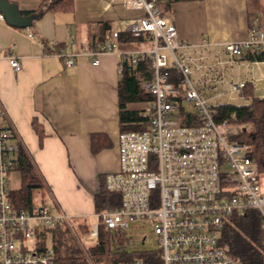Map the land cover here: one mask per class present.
Listing matches in <instances>:
<instances>
[{
  "label": "built area",
  "instance_id": "obj_1",
  "mask_svg": "<svg viewBox=\"0 0 264 264\" xmlns=\"http://www.w3.org/2000/svg\"><path fill=\"white\" fill-rule=\"evenodd\" d=\"M121 1L143 15L119 21L108 41L81 54L70 47L55 53L67 67H73L81 55L95 59L93 64L98 65L99 57L115 53L120 57L121 75L125 61L134 66L146 59L153 62V78L141 87L151 97L142 108L149 124L140 133L118 134L119 168L106 176L108 189L121 196V205L96 214L99 223L83 234L69 214L55 213L47 203L33 211L13 207L9 177L16 165L18 144L0 105V264H56L55 250L44 236L59 225L66 226L80 243H92L99 237L101 224L114 233H126L132 221L149 223L160 250L147 252L157 254L155 257L130 264H237L221 237L233 217L247 211L259 216L264 237L258 162L248 144L233 138L236 131L232 127L215 121L214 107L209 105L224 95L230 102L215 107L245 101L242 90L246 83L227 82L225 65L246 51H264V29L256 24L244 41L215 47L202 42L199 50L186 53L187 45L180 40L174 22L162 13L161 0ZM122 34L145 37L144 46L121 50L118 39ZM222 53L227 60H222ZM7 59L14 70L20 69L17 57ZM223 84L228 89L220 92ZM211 91L214 96L203 95ZM190 112H196L201 125L182 124L181 117Z\"/></svg>",
  "mask_w": 264,
  "mask_h": 264
},
{
  "label": "crops",
  "instance_id": "obj_2",
  "mask_svg": "<svg viewBox=\"0 0 264 264\" xmlns=\"http://www.w3.org/2000/svg\"><path fill=\"white\" fill-rule=\"evenodd\" d=\"M7 2L26 18L41 13L43 0ZM163 6V15L172 19L180 40L187 45L186 53L199 50L202 42L215 47L244 41L256 24L264 29V0H161V9ZM74 12L45 11L23 28L20 21H8L0 10L4 17L0 20V105L14 129L16 143L27 151L43 180L45 203L55 213L82 220L96 217L94 196L100 175L119 168L122 75L120 57L115 53L99 57L98 65L93 64L95 59L81 55L73 67L56 57L66 47L81 54L99 45L100 25L94 33H82L67 16ZM143 46L119 42L121 50ZM11 55L18 58L19 70L11 67L7 59ZM221 56L228 59L226 53ZM224 78L249 83L257 97H264V62L235 58L225 65ZM129 108L134 109L133 105ZM94 134L106 135L112 146L94 154Z\"/></svg>",
  "mask_w": 264,
  "mask_h": 264
},
{
  "label": "trees",
  "instance_id": "obj_3",
  "mask_svg": "<svg viewBox=\"0 0 264 264\" xmlns=\"http://www.w3.org/2000/svg\"><path fill=\"white\" fill-rule=\"evenodd\" d=\"M193 0H171L173 2ZM199 1V0H196ZM77 0H43L39 11L55 13H73ZM37 11V12H39ZM137 13L135 16H142ZM109 23L100 25L98 44L109 40L111 35ZM118 42L121 44L141 45L145 37H134L122 34ZM241 60L249 62H264V51H246ZM153 62L146 59L137 65H131L127 61L123 63L122 79L119 84L120 99V132H139L149 124V118L143 109H131L129 106L144 104L151 97L142 90V84L153 78ZM242 97L246 104L237 106L225 104L213 108V117L218 124L226 123L236 131L235 140L248 144L251 147V156L259 165L260 174L264 176V97H257L251 84L246 83L242 90ZM181 122L184 125H201V119L196 112L183 114ZM40 137L42 138L41 131ZM92 151L98 154L112 146V142L104 134L92 135ZM16 165L11 172H18L20 185L10 193V201L13 207L19 210L33 211L39 205L45 203V186L43 180L32 163L27 151L18 144L16 153ZM121 205V196L107 187L106 176L100 175L98 191L94 196L96 214L114 211ZM84 228V227H83ZM88 232V228L82 229ZM70 231L65 226H58L51 230L53 249L56 254V264H90L82 255L79 248L70 244L68 236ZM47 234L44 236L47 242ZM263 233L260 228V219L256 212L247 211L245 214L233 217L232 225L225 227L221 242L226 247L229 256L237 264H264ZM128 239L125 233L112 232L102 224L99 226V237L92 246L90 256L95 264H130L137 259H150L157 254L131 253L126 250ZM153 255V256H152Z\"/></svg>",
  "mask_w": 264,
  "mask_h": 264
},
{
  "label": "rangeland",
  "instance_id": "obj_4",
  "mask_svg": "<svg viewBox=\"0 0 264 264\" xmlns=\"http://www.w3.org/2000/svg\"><path fill=\"white\" fill-rule=\"evenodd\" d=\"M164 6L162 7L163 10ZM137 12L129 9L123 5V1H117L115 4L110 3L108 0H77L76 9L74 14L67 15L70 17L69 19H73L76 23L77 27L82 31V33H94L96 31V27L102 25V23H109L111 30L113 31L116 27L117 22L121 19L128 18L130 16H135ZM136 17V16H135ZM180 54L181 52L178 51ZM230 76H227V80H230ZM230 82V81H228ZM227 85H220L219 91L224 92L227 91ZM206 98H210L215 95L213 91L203 94ZM227 103L228 95H224L220 100L214 99L209 102V105L215 107L220 103ZM231 104L239 105L242 104L240 100H233ZM143 105H133L134 109H140ZM185 107L190 111H194V109L189 106V104H185ZM10 187L12 189H17L19 187L20 178L18 172H12L10 174ZM261 189L264 193V176L261 179ZM254 212V211H251ZM74 223L81 222L80 224H75L78 233H85L82 229L88 228L91 230L96 224L99 223V220L95 216H91L86 219L77 220L73 219ZM84 227V228H83ZM66 229H68L65 226ZM69 230V229H68ZM69 236L68 241L71 244L77 246L82 253L83 257L90 263L95 264L90 256L89 249L95 245V242H86L82 240L80 243L75 236L71 232L68 233ZM47 245L53 248L52 239H50V234H47ZM126 238L128 239V243L126 246V250L131 253H144V252H158L160 250L157 236L153 232V228L149 223H144V221H132L129 223V228L125 233ZM102 264V263H99ZM109 264V263H103Z\"/></svg>",
  "mask_w": 264,
  "mask_h": 264
},
{
  "label": "water",
  "instance_id": "obj_5",
  "mask_svg": "<svg viewBox=\"0 0 264 264\" xmlns=\"http://www.w3.org/2000/svg\"><path fill=\"white\" fill-rule=\"evenodd\" d=\"M0 10L4 13L5 18L8 21H20V26H22L23 28L30 26L32 22L37 19V17H40L42 15V13H39L38 15L21 18L20 15H18L17 7L15 5L9 4L7 0H0Z\"/></svg>",
  "mask_w": 264,
  "mask_h": 264
}]
</instances>
